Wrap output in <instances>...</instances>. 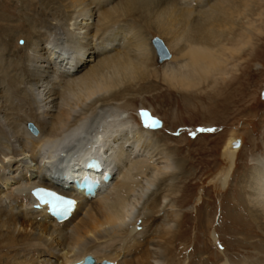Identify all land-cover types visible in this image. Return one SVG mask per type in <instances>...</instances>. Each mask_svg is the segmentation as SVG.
Wrapping results in <instances>:
<instances>
[{
  "label": "bare ground",
  "instance_id": "obj_1",
  "mask_svg": "<svg viewBox=\"0 0 264 264\" xmlns=\"http://www.w3.org/2000/svg\"><path fill=\"white\" fill-rule=\"evenodd\" d=\"M16 2L23 31L12 21L0 28V264L101 263L130 252L132 264H184L173 252L186 222L175 200L186 163L159 144L143 106L141 126L123 114L159 83L186 93L226 79L229 61L262 32L261 13L251 0ZM141 18L166 39L171 60L160 72L148 65L151 36ZM232 141L222 185L241 151ZM250 158L229 197L237 209L225 215L236 228L226 245L251 256L223 253L217 264H264V155ZM83 179L98 185L93 194L77 188ZM38 187L75 198L70 218L55 221L38 207L30 197Z\"/></svg>",
  "mask_w": 264,
  "mask_h": 264
},
{
  "label": "rangeland",
  "instance_id": "obj_2",
  "mask_svg": "<svg viewBox=\"0 0 264 264\" xmlns=\"http://www.w3.org/2000/svg\"><path fill=\"white\" fill-rule=\"evenodd\" d=\"M251 1L255 13H261V16H255V20L256 27L262 32L253 37L251 49H244L229 61L226 79H218L214 84L208 81L201 88L186 93L159 83L154 92L137 99L123 114L130 124L141 126L143 111L140 106H143L151 119L161 122V127L153 130L159 144L165 145L166 151H176V158L186 163L184 172L189 176L187 179L178 178L175 197L178 209L186 214V222L179 229L180 239L173 252L174 259L183 260L184 264L198 257H208V264H217L223 253L240 258L251 256L249 249L231 250L230 245H226V242L233 243L236 228L230 229L225 215L229 205L231 214L237 209L228 201L234 190L239 189L242 175L250 168V157L264 155V0ZM18 3L16 0H0V15L4 19L0 28L5 21H12L15 23L12 30L23 31ZM143 18L137 22L142 23ZM141 25L151 36L152 54L148 65L160 72L162 64L156 62L157 50L155 53L153 40L158 39L168 50L166 39L154 31L152 24ZM16 45L22 46L23 40H18ZM28 126L30 130L34 129L33 125ZM230 140H239L241 151L235 155L231 174L222 185L216 179L230 166L224 156L225 144ZM109 172L113 177L114 172ZM205 219L209 222L207 228L203 223ZM242 237L235 235V239ZM131 254L120 255L108 262L132 264Z\"/></svg>",
  "mask_w": 264,
  "mask_h": 264
},
{
  "label": "water",
  "instance_id": "obj_3",
  "mask_svg": "<svg viewBox=\"0 0 264 264\" xmlns=\"http://www.w3.org/2000/svg\"><path fill=\"white\" fill-rule=\"evenodd\" d=\"M153 41H155V47L157 50V63L161 64L164 61L170 59V55L168 54L166 48L163 46V44L158 40V39H154ZM153 121H158V123L155 126H149L153 123ZM161 127V122L156 119L153 118L149 123H148V128L151 130H156L158 128ZM231 147L232 148H239L240 147V141L239 140H234L231 142ZM80 264H110L109 262L106 261H102L101 263H96L95 259L91 256H86L83 261Z\"/></svg>",
  "mask_w": 264,
  "mask_h": 264
},
{
  "label": "snow or ice",
  "instance_id": "obj_4",
  "mask_svg": "<svg viewBox=\"0 0 264 264\" xmlns=\"http://www.w3.org/2000/svg\"><path fill=\"white\" fill-rule=\"evenodd\" d=\"M157 123H158V121H153V123L149 126H155ZM44 195L53 198L58 203L66 204L69 206L72 204L71 201H64L63 198L56 196L55 193H45ZM42 198H43V196H42Z\"/></svg>",
  "mask_w": 264,
  "mask_h": 264
}]
</instances>
